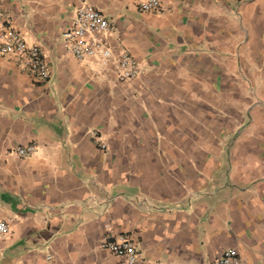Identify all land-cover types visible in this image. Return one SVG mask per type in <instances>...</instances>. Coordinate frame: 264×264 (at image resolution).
I'll return each mask as SVG.
<instances>
[{
    "label": "crops",
    "instance_id": "0c3cea01",
    "mask_svg": "<svg viewBox=\"0 0 264 264\" xmlns=\"http://www.w3.org/2000/svg\"><path fill=\"white\" fill-rule=\"evenodd\" d=\"M159 1L88 0L142 67L120 81L65 42L82 0H0L50 72L0 53V264H119L108 234L137 264H264V0Z\"/></svg>",
    "mask_w": 264,
    "mask_h": 264
},
{
    "label": "built area",
    "instance_id": "2783aa9c",
    "mask_svg": "<svg viewBox=\"0 0 264 264\" xmlns=\"http://www.w3.org/2000/svg\"><path fill=\"white\" fill-rule=\"evenodd\" d=\"M143 12L157 13L161 9L159 0H137ZM111 27L106 18L88 3L82 0L76 10L72 27L64 34L65 42L70 52L78 60L95 58L100 66L108 68L111 64L116 67V74L120 81H132L142 73L140 63L130 54L123 52L115 55L110 47L107 36ZM0 53L18 58L22 65L37 74L42 80L50 77L49 67L37 45L28 44L21 33L10 23L0 25ZM106 149V145H101ZM34 145L19 147L16 154L22 158H29L36 154ZM0 236H10L9 225L0 217ZM101 248L108 250L121 259L119 264H137L139 255L134 243L125 236L106 235ZM218 264H241L239 253L235 249H227L222 253Z\"/></svg>",
    "mask_w": 264,
    "mask_h": 264
},
{
    "label": "rangeland",
    "instance_id": "374dc122",
    "mask_svg": "<svg viewBox=\"0 0 264 264\" xmlns=\"http://www.w3.org/2000/svg\"><path fill=\"white\" fill-rule=\"evenodd\" d=\"M240 66V65H239ZM245 68V67H244ZM239 72L241 73V71L239 70Z\"/></svg>",
    "mask_w": 264,
    "mask_h": 264
}]
</instances>
